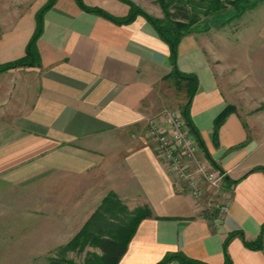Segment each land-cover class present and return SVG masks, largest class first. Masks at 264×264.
Listing matches in <instances>:
<instances>
[{
    "label": "crops",
    "instance_id": "0c3cea01",
    "mask_svg": "<svg viewBox=\"0 0 264 264\" xmlns=\"http://www.w3.org/2000/svg\"><path fill=\"white\" fill-rule=\"evenodd\" d=\"M82 1L114 16L128 11L113 0ZM45 2L0 0V64L23 56ZM256 22L242 64L224 81L201 33L177 46V69L197 78L189 117L211 159L236 181H223L225 199L210 214L146 132L149 119L186 100L185 82L178 94L170 76L168 46L142 16L116 24L76 0H55L36 41L39 65L0 73V264L23 263L26 248L41 256L65 244L109 192L150 212L116 264H155L174 252L223 264L230 233L254 240L264 223V170L254 169L264 167V9ZM227 106L214 139V119ZM226 252L231 264H264V230L260 249L235 234Z\"/></svg>",
    "mask_w": 264,
    "mask_h": 264
},
{
    "label": "trees",
    "instance_id": "16d2710c",
    "mask_svg": "<svg viewBox=\"0 0 264 264\" xmlns=\"http://www.w3.org/2000/svg\"><path fill=\"white\" fill-rule=\"evenodd\" d=\"M163 8L164 17L155 18L147 15L144 12L138 11L132 5L128 13L124 16H114L108 11L96 7L88 6L83 3L82 0H76L77 5L84 11L100 15L116 24H127L131 22L137 15L142 16L156 31L159 38L168 46L169 50V61L171 65L170 76L174 79V85L177 87L179 81H184L185 91H186V100L181 108V116L185 120L190 132L196 139L199 147L201 148L204 156L210 163V165L218 170L220 174H223L222 181H229L224 173V171L217 165L207 153L200 136L193 125L189 114V104L192 95L196 91L197 87V78L193 74H187L180 72L176 67V56H177V46L185 34L189 33L190 21L194 18L192 14H189L186 7L184 6H175L174 13H168V6L173 4L174 0H158ZM55 0H47L40 8H38L34 14V30L27 41L24 49L23 56L0 64V73L7 71L9 69H14L18 67H32L38 66L40 63V55L36 47V41L40 37L43 30V18L44 13L52 7ZM214 8L216 10H226L223 13H218L219 15L216 18H224L227 14L231 12V15L228 19L238 17L243 13L244 10L252 8L256 1L250 2L249 0H232L231 2L227 1L230 5L233 6L232 9H226L218 1H213ZM174 6V5H173ZM211 10V11H212ZM227 19V20H228ZM232 108L230 106L225 107L214 119L213 122V138L216 139L217 131L220 124L223 122L225 116L231 112ZM261 168L264 170V167H256L254 169ZM122 215L119 219L114 218L119 215ZM150 212L148 208L137 207L131 212L127 211V207L121 203V201L116 197L112 192H109L101 201L96 210L90 215L87 221L81 226V228L75 233V235L63 246L60 248V252L64 253L67 250L74 249L77 245L81 246L86 243H90L96 240L107 239L106 243L102 246L101 255H93L90 259L88 258L82 264H116L118 259L124 253L127 243L134 234L136 227L141 219L146 216H149ZM264 230V223H262L260 232L254 240L245 239L242 232L230 233L224 241V255L225 260L223 264H231V260L226 252L227 241L238 234L247 248L250 249H260L262 246V236ZM178 261L180 264H208L203 260L190 258L184 255L182 252L167 253L162 259L157 261L155 264H168L171 261ZM48 264H76L72 261L66 260L63 257L54 256L50 258Z\"/></svg>",
    "mask_w": 264,
    "mask_h": 264
},
{
    "label": "rangeland",
    "instance_id": "374dc122",
    "mask_svg": "<svg viewBox=\"0 0 264 264\" xmlns=\"http://www.w3.org/2000/svg\"><path fill=\"white\" fill-rule=\"evenodd\" d=\"M47 1V0H46ZM118 2L120 5H123L130 9L132 5L138 11L144 12L147 15L155 18H163L164 11L158 0H113ZM215 0H174L171 6H168V13L175 12V6H184L186 7L189 14L194 15L192 21H190L189 30L191 32L201 33L203 35L204 47L206 48V54L210 58L211 63L216 66L217 69L221 72V78L225 79L228 74L232 72L231 65L238 64L241 62L245 50V42L251 33L255 31L257 26V16L258 11L264 9V0H249L250 2L256 1V4L249 9L243 11L238 17L228 19L231 15V12L227 14L224 18H216L218 13H223L226 10H216L213 11ZM226 9H232L233 6L230 5L227 1L231 2L232 0H218ZM174 5V6H173ZM89 6V5H88ZM100 7L97 5H92ZM175 7V8H174ZM102 8V7H100ZM104 9V8H102ZM105 10V9H104ZM212 10V11H211ZM107 11V10H106ZM127 11V13H128ZM138 16V15H137ZM140 16V15H139ZM228 19V20H227ZM242 35H244L242 37ZM29 40V39H28ZM25 49V48H24ZM213 58V59H212ZM10 70V69H9ZM178 94L182 91V84L179 81L178 86L176 87ZM163 110V109H162ZM166 111H173L180 114L181 110L177 111L174 109H164ZM154 121L156 123H161L162 118L154 116ZM149 120L147 121L148 124ZM196 150L194 153L193 161L197 164L204 167L205 172L212 171V169L207 164L206 160L203 158V155L200 151L198 143L195 141ZM200 181V190H204V198L201 196L194 197L200 206L203 207L204 211L212 214L214 210L216 211L221 203L224 201L226 196V186L222 180L214 184H210L206 181L202 174L199 175ZM186 189V185L184 186ZM193 196V195H192ZM128 212L132 210L127 208ZM122 215L119 213L117 218L119 219ZM75 235V234H74ZM73 235V236H74ZM69 241V240H68ZM67 241V242H68ZM107 239L96 240L84 245H77L74 249L67 250L64 253L60 252V248L65 244H62L58 247L48 248L42 250L41 256H36L37 251L32 248H26L24 254V262H16L20 258L10 257L8 260L9 264H48L50 258L57 256L63 257L66 260L72 261L76 264L84 263L88 258H92L93 255L102 254V246L106 243ZM31 242V241H30ZM3 253L7 252L8 256L14 255L16 252L15 248H8L7 250L2 249ZM13 253V254H12ZM4 255V254H3ZM2 255V259L3 256ZM7 256V255H6ZM7 256V257H8ZM1 257V256H0Z\"/></svg>",
    "mask_w": 264,
    "mask_h": 264
},
{
    "label": "built area",
    "instance_id": "2783aa9c",
    "mask_svg": "<svg viewBox=\"0 0 264 264\" xmlns=\"http://www.w3.org/2000/svg\"><path fill=\"white\" fill-rule=\"evenodd\" d=\"M156 116L161 117L162 122H153L155 117L149 119L146 129L147 136L156 144L158 155L165 160L167 168L186 184L191 195L198 197L201 194L194 173L202 174L210 184L222 180L223 174L216 169V171L205 172L204 167L197 164V168L194 171L191 170L196 139L180 114L162 110Z\"/></svg>",
    "mask_w": 264,
    "mask_h": 264
}]
</instances>
